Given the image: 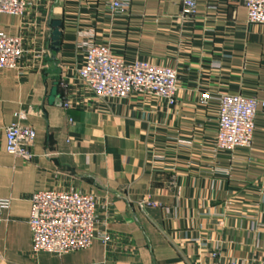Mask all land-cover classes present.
Wrapping results in <instances>:
<instances>
[{"label": "crops", "instance_id": "obj_1", "mask_svg": "<svg viewBox=\"0 0 264 264\" xmlns=\"http://www.w3.org/2000/svg\"><path fill=\"white\" fill-rule=\"evenodd\" d=\"M197 2L191 20L183 0H131L125 14L105 0H30L23 17L0 14V33L24 47L21 67L0 71V199L11 200L0 264H264V109L251 149L215 148L221 96L264 101V25L248 22L243 0ZM90 44L176 70L175 104L97 97L77 72ZM14 124L36 131L30 162L7 152ZM72 190L97 197L109 240L33 253L32 196Z\"/></svg>", "mask_w": 264, "mask_h": 264}, {"label": "built area", "instance_id": "obj_2", "mask_svg": "<svg viewBox=\"0 0 264 264\" xmlns=\"http://www.w3.org/2000/svg\"><path fill=\"white\" fill-rule=\"evenodd\" d=\"M52 3L53 0H45ZM108 9L116 14L129 11L131 0H105ZM30 0H0V14L23 17ZM248 22L264 25V0H243ZM197 0H183L181 19L191 20L197 15ZM24 55L19 36L0 33V71L17 70ZM78 76L87 89L106 100L124 99L132 94L160 98L173 105L179 84L176 70L149 62L128 63L113 55L107 46L90 44L85 49V60ZM213 99L209 93L200 97L207 104ZM218 131L215 148L231 153L237 148L251 149L255 139L256 120L264 101L243 96L223 95L219 98ZM69 105L66 104L65 108ZM21 117V116H19ZM6 149L27 162L33 159L36 131L14 124L6 128ZM29 227L32 251L35 254L66 255L89 249L96 239L107 242L106 234L97 232V197L79 191H42L31 198ZM11 200L0 199V228L3 214L10 209ZM222 264H239L228 261Z\"/></svg>", "mask_w": 264, "mask_h": 264}, {"label": "water", "instance_id": "obj_3", "mask_svg": "<svg viewBox=\"0 0 264 264\" xmlns=\"http://www.w3.org/2000/svg\"><path fill=\"white\" fill-rule=\"evenodd\" d=\"M56 5H57V2H56ZM60 39H61L60 23L58 21H55L54 22L53 43H52V48H51L50 64H53L55 62L56 55L58 54L59 48H60Z\"/></svg>", "mask_w": 264, "mask_h": 264}]
</instances>
